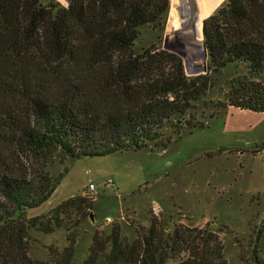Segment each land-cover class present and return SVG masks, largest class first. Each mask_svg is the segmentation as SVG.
<instances>
[{"label":"trees","instance_id":"1","mask_svg":"<svg viewBox=\"0 0 264 264\" xmlns=\"http://www.w3.org/2000/svg\"><path fill=\"white\" fill-rule=\"evenodd\" d=\"M40 3L0 0V264H72L94 194L27 215L61 183L63 174L47 168L56 150L82 158L165 148L184 127L206 124L198 102L230 63H243L246 74L228 82L227 100L209 118L228 106L264 112L256 79L264 74V0H227L204 20L210 64L197 75L172 51L133 49L140 27L162 30L171 0ZM166 224L150 212L149 225L130 222V239L111 223L109 233L95 232L84 264H227L221 229L180 224L170 232ZM58 227L70 231L69 246L47 262L33 258L31 230ZM253 258L246 263L262 264L256 251Z\"/></svg>","mask_w":264,"mask_h":264},{"label":"rangeland","instance_id":"2","mask_svg":"<svg viewBox=\"0 0 264 264\" xmlns=\"http://www.w3.org/2000/svg\"><path fill=\"white\" fill-rule=\"evenodd\" d=\"M226 1L171 0L165 26L162 30L140 27L134 51L139 54L154 44L177 54L187 74L197 75L189 71L208 69L210 64L203 48V19ZM53 2L68 5L67 0ZM47 8L54 15L55 7ZM199 8L208 13L205 18L199 17ZM245 74L243 63L224 67L212 90L198 102L196 113L206 124L195 129L186 126L177 134L168 128L165 135L173 134V139L165 148L82 158L56 150L47 168L53 177L63 174L61 183L47 202L27 209L28 217L48 214L72 196L94 194L95 220L90 217L77 229L72 264H84L95 232L109 233L111 223L119 221L125 226L124 234L134 239L130 222L149 225L150 212L162 216L170 232L180 224L205 228L211 223L208 229H221L227 264L252 263L254 251L264 264V112L228 106L209 118L218 110L217 103L227 100L228 82ZM256 79L264 84V74ZM110 178L113 183H107ZM92 182L93 191L88 189ZM69 235L64 227L51 233L33 228L32 257L47 262L53 251L63 252L69 246Z\"/></svg>","mask_w":264,"mask_h":264},{"label":"water","instance_id":"3","mask_svg":"<svg viewBox=\"0 0 264 264\" xmlns=\"http://www.w3.org/2000/svg\"><path fill=\"white\" fill-rule=\"evenodd\" d=\"M67 1H68V5L65 6V8H67V7L69 6V2H70V0H67ZM181 11H182V10H180V13H181ZM196 28H197V26H195V27L193 28V30H194V31H197ZM203 28H204V22H203ZM203 28H202V34L204 35V33H203ZM203 44H204L203 48H204V52H205V57L208 59V51H207V48H206L207 45H206V43H205L204 38H203ZM165 46H166V45H165ZM189 72L192 73V74H201V73H206V72H208V69H207V66H203V67H200V68H196V69H194V70H191V71H189ZM91 218H92L93 220H95L94 212H91Z\"/></svg>","mask_w":264,"mask_h":264},{"label":"built area","instance_id":"4","mask_svg":"<svg viewBox=\"0 0 264 264\" xmlns=\"http://www.w3.org/2000/svg\"><path fill=\"white\" fill-rule=\"evenodd\" d=\"M107 183H113V179L110 178V179L108 180ZM95 186H96L95 183L92 182V183L90 184V186H88V189L91 190V191H93V190H95V188H96ZM111 219H112V218L109 217V220H111Z\"/></svg>","mask_w":264,"mask_h":264},{"label":"bare ground","instance_id":"5","mask_svg":"<svg viewBox=\"0 0 264 264\" xmlns=\"http://www.w3.org/2000/svg\"><path fill=\"white\" fill-rule=\"evenodd\" d=\"M200 12H199V17H203V18H205L207 15H208V13L206 12V11H204V12H202L201 11V9L199 8L198 9ZM197 10V11H198ZM203 15V16H202ZM203 21H204V19H203ZM202 25H203V22H202ZM203 28V27H202Z\"/></svg>","mask_w":264,"mask_h":264}]
</instances>
